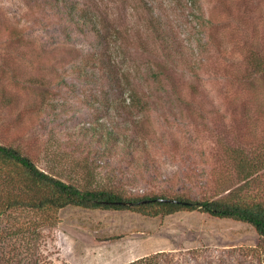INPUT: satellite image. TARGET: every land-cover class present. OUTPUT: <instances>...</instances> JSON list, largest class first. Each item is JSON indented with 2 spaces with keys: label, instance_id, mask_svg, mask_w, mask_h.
I'll list each match as a JSON object with an SVG mask.
<instances>
[{
  "label": "rangeland",
  "instance_id": "1",
  "mask_svg": "<svg viewBox=\"0 0 264 264\" xmlns=\"http://www.w3.org/2000/svg\"><path fill=\"white\" fill-rule=\"evenodd\" d=\"M228 3L0 0V140L66 181L125 197L183 190L193 200L218 199L226 196L221 189L241 188L240 195L264 201V168L243 181L220 151L222 140L232 143L228 130L248 128L249 146L264 164V88L256 89L260 110H247L238 84L222 78L229 63H236L226 40L229 29L241 46L264 52V0H234L232 18ZM71 9L74 16L84 11L97 19V32L88 24L70 25ZM204 16L213 21L212 45L201 26ZM159 28L164 34L153 32ZM115 37L121 39L116 47ZM156 65L173 81L199 84L214 116L200 114L190 100L179 103L154 90L150 74ZM128 82L147 111L123 102ZM232 84L240 97L234 103L228 97L233 99ZM136 119L168 144L162 148L155 139L149 149L155 181L138 175L126 150L108 149L79 133L100 124L108 128L113 120L121 128ZM157 253H163L158 264H264V239L247 224L198 212L150 217L68 207L56 214L10 212L0 219V264H129Z\"/></svg>",
  "mask_w": 264,
  "mask_h": 264
},
{
  "label": "trees",
  "instance_id": "2",
  "mask_svg": "<svg viewBox=\"0 0 264 264\" xmlns=\"http://www.w3.org/2000/svg\"><path fill=\"white\" fill-rule=\"evenodd\" d=\"M233 1L230 0V3L226 5L227 16L231 18L237 16ZM73 11L71 9L67 13L66 21L70 25L88 24L92 30L97 32V19L84 11H79V14L74 16ZM211 24H213L212 19L204 16L201 26L208 33L206 44H211L214 41ZM153 32L157 35H159L158 33L164 34L161 28L153 30ZM229 33H231L233 39L229 37ZM227 36L226 40L231 44L230 50L234 51L236 55V63H229V68L226 69L225 74H222V78L228 79L230 82L235 81L238 84L237 88L240 87L239 90L237 89L240 97H245L247 102L246 104L242 103L241 107L249 110L248 106H250L258 111L261 106L257 102L256 89L259 85L264 88V52L262 54L258 53L253 44L244 43L241 46L238 41L239 38L231 29L228 30ZM114 39L113 46L121 45V39L118 37ZM221 47L219 46V49ZM150 75L153 84L157 88L154 90L171 94L179 103L185 104L187 100H190L199 109L200 114L208 117L214 116L211 110L215 107L209 101V98L201 93L199 84L196 85L193 82L181 83L180 80L173 81L165 67L160 65H156V69L154 72L151 71ZM197 80L195 78V81ZM127 84L130 85L129 82ZM35 86L43 87L45 84L36 82ZM233 87L236 86L232 84V90L229 93L233 99L230 96L228 97L234 103L240 97H236ZM260 94L264 96V92ZM123 96V102L125 104L128 102L127 108L128 106L130 108L136 107L137 110L139 105L142 104L139 110L147 111V103L141 102L140 95L131 85L126 89ZM262 101L264 102V99ZM206 104L210 107L206 108ZM219 112L217 109L215 115L220 116ZM143 125V123H140V119H136L131 122H124L123 127L120 128L119 121L113 120L108 128L100 124L91 130H79V133L85 137L90 135L95 142L108 149L122 148L126 150L130 159L129 164L135 171H139L138 175L155 181L151 177H155L157 171L153 167L155 163L149 149L153 148L155 139L162 148H167L168 144L162 138H154ZM119 128L124 132L132 131L140 137L133 138L124 135L119 132ZM227 133L233 134L231 135L233 140L231 144L230 142L221 141L220 151L222 155L228 159L235 174L243 181L253 178L255 174L264 168V164L262 156L257 151H252L251 146H249L253 141V137L248 132V128L247 131L243 129L233 132L228 130ZM262 143L264 144V141ZM140 159L143 160L140 161ZM240 190L241 188L221 189L226 193V196L203 200H193L186 196L182 192L183 190L176 192L165 190L159 195L152 196L125 197L114 190H95L66 181L53 171L40 169L32 158L19 147L0 140V219H4L10 212L15 214L18 211H34L56 214L68 207L83 210H130L150 217H164L178 212H198L212 218L229 219L247 224L255 230L260 238L264 239V201H257L247 194L240 195ZM114 203H132V205H117ZM162 254L157 253L143 257L129 264H158V261L156 263L155 260L162 258Z\"/></svg>",
  "mask_w": 264,
  "mask_h": 264
},
{
  "label": "water",
  "instance_id": "3",
  "mask_svg": "<svg viewBox=\"0 0 264 264\" xmlns=\"http://www.w3.org/2000/svg\"><path fill=\"white\" fill-rule=\"evenodd\" d=\"M161 201H164V200H161ZM114 204H117V205H127V206H131L132 203H114Z\"/></svg>",
  "mask_w": 264,
  "mask_h": 264
}]
</instances>
